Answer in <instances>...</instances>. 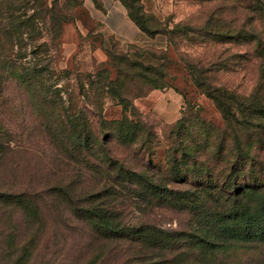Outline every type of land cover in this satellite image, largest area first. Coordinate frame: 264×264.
<instances>
[{
	"label": "rangeland",
	"instance_id": "rangeland-1",
	"mask_svg": "<svg viewBox=\"0 0 264 264\" xmlns=\"http://www.w3.org/2000/svg\"><path fill=\"white\" fill-rule=\"evenodd\" d=\"M18 1L21 10L17 14L22 18L37 12L36 0ZM119 1L134 9L141 7L152 32H144L135 22L123 23L119 10H116L117 2L113 0H108L112 5L111 13L104 16L102 12L96 13L92 9L89 0H45L49 7L54 5V19L48 16L47 26H43L38 35L42 36L39 40L42 46L35 58L37 61L28 46L22 51L25 54L23 62L28 61L31 65L37 62L41 69H45L48 82H56L57 86L63 88L62 95L69 108L74 110L86 105L92 119L97 117L98 111L87 106L88 100L79 93L80 81L86 80L87 73L109 66L108 51L127 54L130 61L162 67L167 72L169 87L149 89L146 96L134 99L136 107L157 131V145L152 154L154 163L160 168L164 167L170 151V131L182 119L187 120V125L193 121L195 126L201 119L213 125L214 128L208 133L215 141L212 151L220 144L227 146L230 139L223 136V130L227 129L226 119L200 85L221 86L244 98L254 89L258 67L253 60H244V41L231 38L217 42L204 29L211 30L208 24L214 22L215 18L218 27L225 32L229 28L236 30L244 27L241 0ZM100 20H104L108 28ZM82 23L90 29L89 34H82ZM51 24L56 25L57 30ZM177 25L185 26L187 31L176 28ZM30 41V38L26 39V42ZM11 51L8 50L7 54L17 60L18 55ZM220 60L219 65L215 64ZM50 67L53 70L51 77L47 70ZM65 71L69 74H64ZM148 87L144 86L146 89ZM21 91L24 90L11 80L2 86L0 119L12 133L14 141L0 171V188L13 193L27 192L29 186L35 189L40 195L43 220L33 222L17 208L0 202V264H19L24 256L28 257L26 264H264V241L238 242L209 254L200 249H185V255L172 257L166 253L154 256L144 254L136 244L99 234L91 224L75 214V207L101 203L122 212L125 221L142 218L165 229H188L190 216L149 205L134 195L109 198L97 195L102 188L101 181L105 182L107 177L94 172L90 168L92 166L87 167L90 171L86 172L82 165V176L58 167V160L55 159L59 154L45 134L42 135L43 129L36 121L39 118ZM100 101L104 103V118H121V105L107 95L101 97ZM239 118L244 142V116L240 114ZM247 130V135L252 138L257 136L256 128ZM259 146L256 144L255 149ZM199 150V161L205 163L207 145L199 144ZM118 153L121 158L137 160L130 157L124 148ZM49 162L55 163L57 168ZM210 170L212 176H202L201 180L221 183V166H212ZM188 175L191 180L197 174L190 171ZM73 181L70 196H62L56 187H65ZM175 186L185 187L179 183ZM168 257L174 259L163 263Z\"/></svg>",
	"mask_w": 264,
	"mask_h": 264
},
{
	"label": "trees",
	"instance_id": "trees-1",
	"mask_svg": "<svg viewBox=\"0 0 264 264\" xmlns=\"http://www.w3.org/2000/svg\"><path fill=\"white\" fill-rule=\"evenodd\" d=\"M36 1L37 12L22 18L17 14L21 10L18 0H0V96L3 84L9 80L24 90L22 95L25 94L31 102L39 118L36 121L43 129L42 135L45 134L59 154L55 159L58 167L82 176V165L86 172L90 171L87 167L92 166L94 172L106 175L97 195L108 198L138 196L149 205L189 214L190 226L188 229H165L142 218L125 221L122 212L101 203L75 207V214L102 236L136 244L144 254L152 256L166 253L178 257L185 255V249H200L209 254L238 242L264 241V0H241L244 27L229 28L225 32L218 27L215 18L208 24L211 30L204 29L217 42L231 38L244 41V60H253L258 67L254 89L244 98L221 86L200 85L226 119L227 129L223 130V136L230 139L229 144H220L212 151L215 141L208 135L214 128L212 124L201 119L194 126L193 121L187 125V120H179L170 131V151L165 169L154 163L152 155L157 145V131L136 107L134 99L146 96L149 89L168 88L166 70L130 61L127 54L108 51L109 66L87 73L86 80L80 81L79 93L88 100L87 106H92L93 110L96 108L97 117L92 119L88 115L86 105L70 109L62 95L63 88L56 82H48L45 69H41L37 62L31 65L22 59L25 58L22 51L28 46L36 58L42 46L39 44L42 36L38 35L42 27L47 26L48 16L54 19V5L49 7L45 0ZM93 1L99 5V0ZM123 5L141 30L152 32L141 7L134 9ZM51 26L57 30L56 25ZM176 28L187 31L185 26L177 25ZM28 38L30 42H26ZM8 50L15 52L18 59H12ZM222 60L215 64L219 65ZM47 70L50 77L53 76L52 68ZM146 85L149 86L147 89L144 88ZM92 94L94 97L91 98ZM104 95L122 106L121 118H104V103L100 101ZM240 114L244 116V142ZM192 117L197 119V116ZM251 127L256 128L255 138L246 134ZM12 141V133L0 119V171L12 150ZM199 144L207 145L205 163H200L198 158ZM256 144H260L257 149ZM121 148L137 160L119 157ZM49 163L57 168L55 163ZM212 166H221V183L201 180L202 176H212ZM190 171L197 174L191 180ZM74 182L56 188L62 196H70ZM177 183L185 187H176ZM31 188L29 186L27 192L19 193L0 188V202L17 208L31 221L40 223L43 220L40 195ZM27 259L24 256L19 264H26ZM172 260L168 257L162 262Z\"/></svg>",
	"mask_w": 264,
	"mask_h": 264
},
{
	"label": "crops",
	"instance_id": "crops-1",
	"mask_svg": "<svg viewBox=\"0 0 264 264\" xmlns=\"http://www.w3.org/2000/svg\"><path fill=\"white\" fill-rule=\"evenodd\" d=\"M88 1V0H87ZM90 4L93 6V10L96 13L102 12L103 16L105 14L111 13V9H112V5L110 6L108 3V0H99V5L96 4L93 0H89ZM112 1V0H111ZM114 3H116V6L120 12V15L122 16L123 19V23L128 24V22H131L132 24H135L134 21L130 18L129 14H128V10L127 8L119 1V0H113ZM119 3V4H118ZM118 12V11H117ZM90 14L92 16V18L95 19L94 15L91 13ZM117 15V13H115ZM99 20V19H97ZM100 22H102L106 27L108 26L107 23L104 20H100ZM108 28V27H107ZM113 32V31H112ZM90 33V29H88L83 23H82V34L85 35Z\"/></svg>",
	"mask_w": 264,
	"mask_h": 264
}]
</instances>
